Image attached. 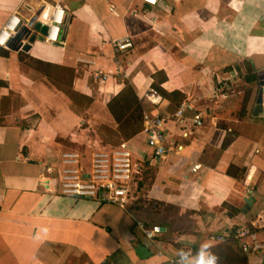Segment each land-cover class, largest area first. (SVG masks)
<instances>
[{
	"label": "crops",
	"instance_id": "obj_1",
	"mask_svg": "<svg viewBox=\"0 0 264 264\" xmlns=\"http://www.w3.org/2000/svg\"><path fill=\"white\" fill-rule=\"evenodd\" d=\"M56 4L66 12L60 42L0 47V264H264V112L233 90L246 63L258 80L264 70V0H0V29L14 16L20 29L46 23ZM125 38L134 47L118 51ZM127 85L144 114L174 116L161 159L144 115L130 136L144 169L129 204L45 190L41 175L63 152L88 159L121 143L103 128L118 129L110 104L131 98ZM151 88L160 105L145 98ZM183 103L192 108L178 118ZM141 222L163 232L150 239ZM241 226L260 250L211 239Z\"/></svg>",
	"mask_w": 264,
	"mask_h": 264
},
{
	"label": "built area",
	"instance_id": "obj_2",
	"mask_svg": "<svg viewBox=\"0 0 264 264\" xmlns=\"http://www.w3.org/2000/svg\"><path fill=\"white\" fill-rule=\"evenodd\" d=\"M139 1L150 6L159 3V0ZM46 23L48 27L44 39L53 43L60 42L66 23V12L61 5H54ZM20 27L21 19L18 16L10 17L0 29V47H7ZM114 46L118 51H127L134 47V43L131 38L118 39ZM96 77L107 80L109 75L99 72ZM230 84L231 82L226 81L223 88L230 87ZM144 96L155 105H160L163 100L160 92L152 88ZM261 105L264 109V85L261 86ZM189 108H192L189 103H183L175 116L181 118ZM173 117L159 112L144 114L143 132L148 136V146L155 158L165 157L170 150L167 123ZM193 121L195 125L202 126V114L197 113ZM143 169V161L134 156L128 141H123L117 146L94 149L88 159L78 150L63 152L60 162L56 166L47 167L46 172L42 173L40 185L45 190H51L54 186L64 195L96 199L126 207L133 198L134 187ZM197 169L198 167L193 168L194 171ZM140 227L150 239H155L163 232L159 225L147 227L141 222ZM211 239L218 244L238 242L246 254H252L263 247L258 242L256 233L246 226L237 227L230 233L213 234ZM180 261L173 260L170 264Z\"/></svg>",
	"mask_w": 264,
	"mask_h": 264
},
{
	"label": "rangeland",
	"instance_id": "obj_3",
	"mask_svg": "<svg viewBox=\"0 0 264 264\" xmlns=\"http://www.w3.org/2000/svg\"><path fill=\"white\" fill-rule=\"evenodd\" d=\"M255 60H259L258 57L255 58ZM247 64V71L245 73H241L242 77L237 81V83L233 84L234 88L233 90L236 91V93L241 92L239 95L240 103L245 105V103L249 102L251 99H253L256 103L257 95H258V89L260 86L259 80L255 82H248L246 81L245 77L248 73H251V67ZM237 80V79H236ZM74 96V95H73ZM122 121L120 120L119 127L117 130H112L111 128H103V132L105 133V136L107 140L110 142H113L115 144H118L122 141H128L130 136L133 135V129L141 126V123L137 122L135 120L134 115H129L125 117H120Z\"/></svg>",
	"mask_w": 264,
	"mask_h": 264
},
{
	"label": "trees",
	"instance_id": "obj_4",
	"mask_svg": "<svg viewBox=\"0 0 264 264\" xmlns=\"http://www.w3.org/2000/svg\"><path fill=\"white\" fill-rule=\"evenodd\" d=\"M245 78L250 83L258 80L257 74H256L254 69H252L251 73H248ZM127 94L131 97L129 100L127 98L126 101L123 102L122 104L118 105V107H117L116 100L113 101L110 104V110H111L112 114L114 115L115 119L119 123H120V120L122 121V119H120V117H125V116H129V115H134L135 120H137V122L141 123L142 117L144 115L143 109L140 106V104H138L136 97L133 96L134 91L130 85H127ZM133 131H134L133 135L140 132L141 131L140 126L134 128ZM233 244L237 247L239 252H241L242 254L244 253L242 251V249L240 248L238 242H233ZM229 246H232V245H229ZM240 260H241L242 264H244L246 262V259L244 257H242V259H240ZM220 264H222V263H220Z\"/></svg>",
	"mask_w": 264,
	"mask_h": 264
},
{
	"label": "water",
	"instance_id": "obj_5",
	"mask_svg": "<svg viewBox=\"0 0 264 264\" xmlns=\"http://www.w3.org/2000/svg\"><path fill=\"white\" fill-rule=\"evenodd\" d=\"M32 27L34 30L39 31L41 33L40 37H37L36 34L32 33ZM47 23L44 22H36V18H34L29 25L25 26L24 28L20 29L16 35L12 38L14 41H18L19 44L9 45L10 48L15 50L23 49L25 51H28L31 47V44L37 39H44V34L47 32ZM258 78L260 82L259 91L256 99V106H255V114L259 115L260 113L264 112V109L261 105V86L264 85V70L259 71ZM249 199L246 200L247 203H249Z\"/></svg>",
	"mask_w": 264,
	"mask_h": 264
}]
</instances>
